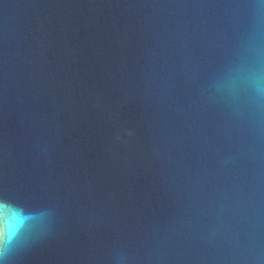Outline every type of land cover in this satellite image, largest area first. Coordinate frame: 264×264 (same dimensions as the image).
I'll use <instances>...</instances> for the list:
<instances>
[{
    "label": "water",
    "instance_id": "obj_1",
    "mask_svg": "<svg viewBox=\"0 0 264 264\" xmlns=\"http://www.w3.org/2000/svg\"><path fill=\"white\" fill-rule=\"evenodd\" d=\"M0 230V264H264V0H0Z\"/></svg>",
    "mask_w": 264,
    "mask_h": 264
},
{
    "label": "clouds",
    "instance_id": "obj_2",
    "mask_svg": "<svg viewBox=\"0 0 264 264\" xmlns=\"http://www.w3.org/2000/svg\"><path fill=\"white\" fill-rule=\"evenodd\" d=\"M0 245H3V246H0V258H6L10 251L11 244L3 240V241H0Z\"/></svg>",
    "mask_w": 264,
    "mask_h": 264
},
{
    "label": "snow or ice",
    "instance_id": "obj_3",
    "mask_svg": "<svg viewBox=\"0 0 264 264\" xmlns=\"http://www.w3.org/2000/svg\"><path fill=\"white\" fill-rule=\"evenodd\" d=\"M5 239V234L2 230H0V241H3Z\"/></svg>",
    "mask_w": 264,
    "mask_h": 264
}]
</instances>
